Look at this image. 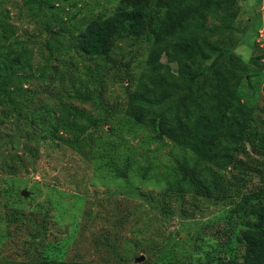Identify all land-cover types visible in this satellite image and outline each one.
Segmentation results:
<instances>
[{
  "label": "rangeland",
  "instance_id": "374dc122",
  "mask_svg": "<svg viewBox=\"0 0 264 264\" xmlns=\"http://www.w3.org/2000/svg\"><path fill=\"white\" fill-rule=\"evenodd\" d=\"M44 1H51L53 10L42 0H0V28L14 31L7 33V39L6 32H0V53L16 42L30 50L31 69L22 73L27 79L23 76L21 84L23 98L34 94L30 107L48 106L74 88L87 90L93 99L71 102L88 111L97 124L82 139L87 157L60 139H48L37 126L30 128L24 122L17 126L12 117L0 122V264L52 259L241 262L244 246L239 236L254 220L250 203H264V198H250L244 208L243 202L264 186V156L252 149L238 153L236 164L220 172L223 192L218 199L168 184L169 168L182 158L184 148L166 139L141 145L140 139L149 133L131 124L124 107L127 87L134 85L125 70L140 75L145 45L120 42L112 52L113 61L100 70L99 82H94L96 60L73 47L76 30L97 15H109L116 0ZM171 1L152 0V5L166 7ZM237 5L234 32H217L212 39L220 37L230 44L232 53L245 63L246 78L254 69L264 74V0H238ZM51 37L58 41L54 45L58 50L49 63L58 70L47 67L42 73ZM4 44L10 47H1ZM241 85L242 94L258 105L253 116L259 127L264 118L260 110L264 77L257 80L251 75L250 84ZM3 108L0 105V116ZM62 136L71 137L65 132ZM125 156L133 165L126 177H116L111 169L122 165ZM144 171L146 178L141 177Z\"/></svg>",
  "mask_w": 264,
  "mask_h": 264
},
{
  "label": "trees",
  "instance_id": "16d2710c",
  "mask_svg": "<svg viewBox=\"0 0 264 264\" xmlns=\"http://www.w3.org/2000/svg\"><path fill=\"white\" fill-rule=\"evenodd\" d=\"M237 1L172 0L162 7L152 5V0H116L109 15L91 18L72 35L76 51L96 60L98 74L95 73L94 82L103 77L101 71L113 61L112 52L120 42L145 45L140 75L129 68L125 70L134 82L126 90V114L132 125L149 133L148 138L140 139L141 145L166 139L184 148L182 158L173 160L175 163L169 168L168 184L180 191L187 187L195 195L214 199L223 192L219 189L223 188L220 172L236 164L234 158L238 153L252 149L264 156V118L261 126L254 125L253 111L258 105L241 92L243 81L250 84L251 75L259 80L264 74L254 69L246 78L245 63L232 53L230 44L220 37L212 39L217 32H234ZM42 2L53 10L51 1ZM0 32H6V39L7 33H14L10 27H1ZM49 39L42 73L47 67L58 70L49 63L58 50L54 46L58 41ZM14 44L6 53H0V105L4 107L0 122L12 117L17 126L19 122L30 128L37 126L46 131L48 139H60L88 157L89 152L81 149V143L97 119L71 100H91L92 93L74 88L48 106L30 107L34 94L23 98L21 88L23 76L27 79L22 73L31 69L30 50L22 42ZM262 92L264 96V86ZM260 110L264 111V107ZM64 132L71 137L63 138ZM94 157L100 159L101 155ZM132 165L130 157L125 156L123 164L111 171L116 177H126ZM145 173L142 172V178L147 177ZM261 197L264 198V186L245 196L243 208L250 198ZM250 204L249 214H253L254 220L246 224L239 236L244 246L242 261L218 264H264V203ZM39 264L131 263L52 259Z\"/></svg>",
  "mask_w": 264,
  "mask_h": 264
},
{
  "label": "water",
  "instance_id": "95a60500",
  "mask_svg": "<svg viewBox=\"0 0 264 264\" xmlns=\"http://www.w3.org/2000/svg\"><path fill=\"white\" fill-rule=\"evenodd\" d=\"M21 194L24 195V196H27L28 192H26L25 190H22Z\"/></svg>",
  "mask_w": 264,
  "mask_h": 264
}]
</instances>
